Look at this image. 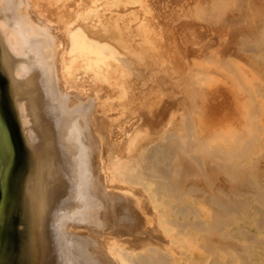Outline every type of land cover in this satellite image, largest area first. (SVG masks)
Masks as SVG:
<instances>
[{
    "label": "bare ground",
    "instance_id": "obj_1",
    "mask_svg": "<svg viewBox=\"0 0 264 264\" xmlns=\"http://www.w3.org/2000/svg\"><path fill=\"white\" fill-rule=\"evenodd\" d=\"M136 3L145 5L143 0H29L32 13H24L19 0H0V79L12 117L11 122L0 111V151L9 162L0 205V255L15 243V218L18 264H200L198 252L187 256L177 242L185 225L205 230L206 223L167 218L169 212L192 213L190 205L189 210L181 204H196L185 196L198 189L184 186L183 179L198 168L223 171L264 200V181H249L246 165L240 164L249 151L247 138L234 148L211 146L206 139L211 147L205 144L199 156L184 129L191 123L171 120L183 99L174 100L172 116L163 102L164 77H158L156 89L144 75L147 67L150 76L153 70L165 73V64L148 52L151 29L135 19ZM136 36H146L149 44L138 43ZM80 70L94 79L91 95L74 91ZM125 95L124 119L113 118L114 100ZM153 95L161 105L157 112L149 106ZM104 157L112 164L106 178ZM218 196L207 197L218 209L214 229L223 213L231 226L238 222L236 212L262 213Z\"/></svg>",
    "mask_w": 264,
    "mask_h": 264
},
{
    "label": "rangeland",
    "instance_id": "obj_2",
    "mask_svg": "<svg viewBox=\"0 0 264 264\" xmlns=\"http://www.w3.org/2000/svg\"><path fill=\"white\" fill-rule=\"evenodd\" d=\"M217 1L219 0H143L145 4L143 8H138L140 4L136 3L133 6V8L137 7L138 9L134 14L135 19L142 20L151 29L148 30L150 32L147 31L148 33H146L147 40L150 39L149 43L151 45H148L146 36L141 40H146L149 46L148 52L157 58L159 62L163 58L165 64V70H162L165 73H162L161 70L158 72L157 69L158 71L153 70V75L150 76L147 74L150 67L147 66L145 67L148 69L144 67L143 72L149 81L151 79L152 87L156 89L159 86L156 82L158 77H164L166 95L163 102H165L164 104L168 109H172L173 106L172 111H174V100L183 99L179 100L182 102V106L176 109L178 112L175 111L179 117H176V113L174 115V112L170 109L169 112L172 116L174 115L171 120L175 118L174 120L178 121L183 117L185 120L187 119L186 122L184 120V124L191 123L189 126L192 130L191 128L188 129V124L184 126V129L187 128L185 131H190V139L194 140L193 143L195 142L196 145L194 149L197 150L199 156L203 155V147L208 148L206 146L209 143L208 140L211 146H214V144L223 146L227 143L230 148H234L239 142L247 138L249 140L247 148L249 151L240 164L246 165L249 181L252 182L254 179L253 183L256 184L259 181H264V0ZM19 2L24 3L21 6V12L32 13L28 8L29 0H19ZM41 4L40 7L45 9V2ZM144 34H140L141 37ZM137 37L140 36H136L139 43L141 40ZM158 54L160 55L158 56ZM77 76L74 91L83 94L88 92L91 95V92H94V79L91 74H82L80 70ZM155 84H157L156 87ZM155 95L152 98L150 97L151 101H154L152 105H149L152 112H157L161 106L155 102L157 101ZM127 98V95H125L114 100V108L109 112L113 118L124 119L126 108L122 105ZM172 101L173 105H171ZM188 132L185 134L187 137L189 136ZM228 134L229 137H227ZM199 138H201V141L204 138L203 141L205 142H201ZM216 138L220 141L217 142ZM228 140L232 143H229ZM101 163L106 178L112 164L106 157L102 159ZM198 169H195V172L192 173L186 172L189 175L186 176L185 174L186 177L183 179L184 186L193 184L198 189L195 194L185 196L188 202L192 200L196 204H181L182 207L189 210L192 207L193 210H190L191 215L183 213V216L178 215L175 217L169 212L167 217L172 222L179 219L182 224L189 222V224H192L195 219H200L206 223V226L204 224L205 230H202L203 228L195 230L192 225H185L184 230H180L182 240L180 239L177 243L185 251H183L184 254L186 253L185 255L188 256L198 252L201 259L200 264H255L254 262L264 264V223L260 221L264 218V209L261 208L264 205V200L254 195L251 186H242L239 180L226 178L223 171L210 167ZM236 183L237 185L233 186ZM208 192H210V195ZM214 193L217 196L219 194L218 197L221 198L227 196L228 200L234 203L237 202L238 207L253 206V209L262 213H260L261 215L256 213L255 217H244L240 212L233 213L238 215V222L233 226L226 223L227 217L223 213L222 222L215 227V230L213 216L218 209L213 204H208L209 198H207ZM167 205L175 208V204ZM185 215L188 217H185ZM229 215L227 214L228 217ZM172 226L179 229L176 223ZM216 233L217 235H215ZM224 235H229V237ZM119 237L125 243L127 236L121 234ZM222 246L225 247L224 250H222ZM244 252L247 254L245 255ZM247 261L249 262L247 263ZM182 262L181 264H185L184 261Z\"/></svg>",
    "mask_w": 264,
    "mask_h": 264
},
{
    "label": "water",
    "instance_id": "obj_3",
    "mask_svg": "<svg viewBox=\"0 0 264 264\" xmlns=\"http://www.w3.org/2000/svg\"><path fill=\"white\" fill-rule=\"evenodd\" d=\"M0 111H2L3 114H5L6 116H9L10 121L12 122V117L10 115V109H9V106L6 102V98L4 95L3 81L1 79H0ZM17 231H18L17 223H16V219L14 218V220L11 223V234H12V239H14L15 243L8 244L3 254L0 255V261L2 264H18L17 259H16L18 247L16 243L17 237L15 234Z\"/></svg>",
    "mask_w": 264,
    "mask_h": 264
},
{
    "label": "flooded vegetation",
    "instance_id": "obj_4",
    "mask_svg": "<svg viewBox=\"0 0 264 264\" xmlns=\"http://www.w3.org/2000/svg\"><path fill=\"white\" fill-rule=\"evenodd\" d=\"M8 169H9V162L4 156V154L0 151V205L2 201L3 187L5 184V179L8 173Z\"/></svg>",
    "mask_w": 264,
    "mask_h": 264
}]
</instances>
